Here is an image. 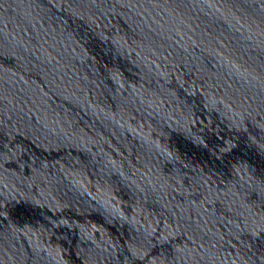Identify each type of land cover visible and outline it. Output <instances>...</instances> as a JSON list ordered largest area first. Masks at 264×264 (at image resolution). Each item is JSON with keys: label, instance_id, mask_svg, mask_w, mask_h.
Returning a JSON list of instances; mask_svg holds the SVG:
<instances>
[{"label": "water", "instance_id": "1", "mask_svg": "<svg viewBox=\"0 0 264 264\" xmlns=\"http://www.w3.org/2000/svg\"><path fill=\"white\" fill-rule=\"evenodd\" d=\"M0 264H264V0H0Z\"/></svg>", "mask_w": 264, "mask_h": 264}]
</instances>
